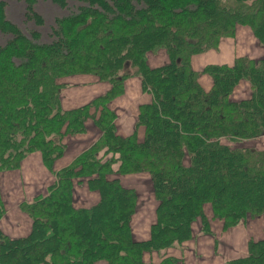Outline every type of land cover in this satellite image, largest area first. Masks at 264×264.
Wrapping results in <instances>:
<instances>
[{
    "label": "trees",
    "instance_id": "16d2710c",
    "mask_svg": "<svg viewBox=\"0 0 264 264\" xmlns=\"http://www.w3.org/2000/svg\"><path fill=\"white\" fill-rule=\"evenodd\" d=\"M38 1L23 0L25 17L42 25ZM49 1L64 9L69 0ZM71 1L82 6L55 19L48 43H38L37 31L24 35L0 1V32L9 36L0 46V173L39 152L54 175L45 195L21 206L32 220L30 232L0 234V264H178L172 256L156 263L144 256L190 240L195 221L211 233L215 220L225 230L264 216V149L242 144L264 137V58L191 67L193 55L216 50L236 26L248 27L264 46V0ZM161 50L168 62L150 68L147 56ZM79 74H92L110 89L63 110L58 80ZM200 74L212 78L209 91ZM132 76L151 100L139 106L134 132L121 137L108 104ZM240 81L249 83L250 95L231 100ZM88 119L99 137L54 170L63 137L83 134ZM138 173L148 174L157 201L143 240L130 228L137 194L119 178ZM81 183L98 193L90 207L74 206V185ZM4 212L0 197V218ZM226 264H264V239L249 240L246 256Z\"/></svg>",
    "mask_w": 264,
    "mask_h": 264
},
{
    "label": "crops",
    "instance_id": "0c3cea01",
    "mask_svg": "<svg viewBox=\"0 0 264 264\" xmlns=\"http://www.w3.org/2000/svg\"><path fill=\"white\" fill-rule=\"evenodd\" d=\"M241 34L246 35L250 33L245 27L237 26L235 36L230 39L229 38L222 39L216 50H208L206 52L193 55L191 57V67L196 71H201L205 66L211 64L231 66L234 60L238 57H249L251 59L252 58L258 59L257 57H259V59H263L264 46H261L258 43V40H256V38L254 37H251L250 35V37L248 38L251 43H252L251 40H253L254 43L251 48L253 50H257V52H259L260 55H257V53L251 52L250 50L244 49L242 46L239 45V41L237 42L238 39L241 40L240 39ZM216 54H218L219 60H217L216 62L211 61L212 56ZM167 62H168V56L166 52L163 50L158 51L155 54L150 53L147 56V64L150 68L160 67L166 64ZM66 79H70L69 81L70 85L67 86V88H64L62 90V93L60 94L61 108L63 110H71L81 107L85 104H88L93 99L105 94L110 89V84L108 82H104L92 74H79V75L68 76L59 79L58 83L61 84V86H63L67 82L63 80ZM198 81L201 87L205 91H209L213 84L212 78L207 74H200ZM249 95H250L249 84L246 81H240L238 85L234 88L233 93L230 96V99L234 101H238L247 98ZM150 100H151L150 95L142 91L140 78L138 76L129 77L124 81L122 93L119 96L112 99L108 104L110 110H112L116 116L114 125L116 128V132L119 136L126 137L134 132L137 121L138 108L141 104L148 103ZM140 135H142L143 137L142 128H139L138 138ZM98 136H99L98 129L96 130L93 127L90 128L86 127V131L83 134H78L74 137H66L67 148L65 152L62 154V157L54 162L53 169L57 170L65 165H68L76 156H78L81 152H83L85 149L90 147L94 143V141L98 138ZM45 170L46 169H44L42 165L41 156L38 155V153H34L25 158V160L21 163L20 169L18 171H14V170L11 171V176L12 177L15 176V173L19 171H22L23 173L27 172L25 174V176L28 177L27 181L32 182L34 180V177L37 178V176H35L36 173L41 174L43 171L45 172L46 179L42 181L41 186L43 185V183H45L47 186L53 181V178L50 177ZM140 175L143 176L144 174H130V175L120 176V182L122 186H124L123 184L124 182H126L128 186L126 188L134 189L137 194L136 210L130 220V228H131L132 236L135 240L147 239L149 237L150 225L155 221V210H152L154 208L148 210L146 206V199L144 197H141L137 189L134 187L135 183L139 181L138 177ZM124 177H134V178L127 179ZM144 182L150 184L149 187L150 198H152L151 194H153V190L151 188L150 178L145 179ZM8 184H10V188H12V186L15 184V181L8 180L4 182V179L0 180L2 193L4 192V190L5 193L10 192V194L6 196L3 195V198L11 202L15 200V197H11L12 190L8 191L7 189L4 188V187L7 188ZM81 186H84V188L90 192V190H88L85 183H83V185ZM77 192L78 191L76 190L74 191V206L78 208L90 207L91 205L88 206V204H86L85 196H82L81 204L76 206V204H78L80 201L78 199ZM35 194L36 193L32 194L31 196L22 198L20 202L21 203L31 202ZM75 195H76V199H75ZM154 206L156 209V205ZM206 211L209 212L207 209ZM209 215L210 213H208V216ZM31 224H32L31 219L24 212H22L20 208H16L15 210L11 208L10 211L6 212L4 217L0 220V234H3L10 238L24 237L30 232ZM230 230L225 231V235L227 237L228 235L230 237ZM192 235H193L192 238L184 242L182 245H175L174 247H170L166 250L161 251L160 253L154 252L156 254L155 256L153 255L154 253L146 254L144 256V259L146 261H154V263H156L159 262L164 257L172 256L179 259L181 258L182 261H184L185 263V259H186L185 256L188 251L190 253V249H189L190 246L192 247L191 252L192 255L194 256L192 264H225L227 261L231 259H235L238 258V256L240 257V255L241 256L244 255L243 253L244 248L242 247V245L240 243L238 244L237 241L233 246H231L229 244L230 240H228L227 243L228 256L223 257L217 255V253L219 252V250L217 251L218 245L214 246L213 239L211 237L210 238L207 237L208 234L204 233L200 228L197 227L196 229L194 223L192 224ZM210 240L213 242V247L211 248V250H209L206 247L205 249L206 257H203L204 254L203 249L206 245H208ZM254 240H261V239L255 238ZM198 249H199L198 254H194V252L197 251ZM207 249L211 252V253L209 252V256L207 255ZM232 250L234 251L240 250V254L231 255ZM184 251H186V254ZM201 251L203 252V254L200 255ZM159 254H161V256ZM200 258L202 260H200ZM96 264H106V263L100 261Z\"/></svg>",
    "mask_w": 264,
    "mask_h": 264
},
{
    "label": "rangeland",
    "instance_id": "374dc122",
    "mask_svg": "<svg viewBox=\"0 0 264 264\" xmlns=\"http://www.w3.org/2000/svg\"><path fill=\"white\" fill-rule=\"evenodd\" d=\"M0 1L5 4V15H6L7 20H9L11 23L16 25L20 29V31L24 35H26L28 38H31L30 31L31 32L37 31L40 34V39L38 40V43H48L52 40L51 29L54 26V21L56 18H60V17L66 16V15H69L70 13L75 12L79 6H82V4H80V3L73 2V1L69 0L67 3V7L62 9V8H59L58 6L54 5L49 0H40V1H38V3L35 6V12L41 16V18L43 19V24L37 25L34 21H28L26 19V17H25V4H24L23 0H0ZM242 27H245L249 31L250 34H246V35L241 34V36H240L241 40L238 39L237 42L239 41V45L242 46L244 49L250 50L251 52L257 53V55H260V53L257 52V50H253L251 48L254 44L253 40H251L252 41V43H251L249 38H248V37H250V35H251V37H254L252 32H250L251 30L246 26H242ZM236 28H237V26H236ZM235 33H236V29H235ZM8 39H9L8 35L2 34L0 32V46L5 45L8 41ZM222 39H226V38H222ZM240 41H241V43H240ZM247 58H249V57H247ZM257 58L259 59V57H257ZM252 59H254V58H252ZM258 59H254V60H258ZM217 60H219L218 54L212 56L211 61L216 62ZM227 66H229V65H227ZM199 77H200V75H199ZM198 80H199V78H198ZM63 81H67L68 83L66 82L65 85L61 86V89L59 92V99L61 97L60 94L62 93V90L64 88H67V86L70 85L69 84L70 79H66ZM60 106H61V102H60ZM86 122H87V123H85L86 127H89V128L93 127L96 130L98 129L90 119H88ZM98 132L100 135L99 130H98ZM74 136H76V135H68V136L63 137L62 143L65 146L63 153L65 152V150L67 148L66 137H74ZM64 139H65V142H64ZM138 139L141 140L142 135H140ZM242 144H243V146H246V147H255L257 149H264V137H260L257 139H251L249 141H243ZM87 149H85V150H87ZM34 153H38V155H40L39 152H31L30 154L25 156V158L34 154ZM61 157H62V155L58 159H60ZM25 158L20 162V165L17 169H13L14 171H18L20 169L21 163L25 160ZM41 161H42V159H41ZM43 167H44V165H43ZM116 168H117V165L114 166V169H116ZM44 169H46V168L44 167ZM13 170H9V171H5V172L0 173V180L4 179V182H6L8 180H10V181L14 180L15 181V184L12 186V188H10V184H8L7 188L4 187L8 191L12 190L11 197H15V200H13L11 202H9L3 198V195L6 196V195L10 194V192L5 193V190H4V192L2 193L1 186H0V197H1V199L3 198L2 202H3L4 208H5V212H4L3 216L0 218V220L4 217L6 212L10 211L11 208H13V210H15L16 208H20V210L22 212H24L21 208L22 204H24V203H21L20 200L22 198L31 196L34 193H36V194L34 195L33 198H35L36 196H39V195H45L47 193L48 187L54 181V175L52 173H50L47 169L45 171L48 173V175L50 177L53 178V181L50 184H48L47 186L45 183H43V185L41 186L42 181L44 179H46V175H45V172H43L44 171L43 169H42L43 171L41 174L36 173L35 176H37V178L34 177V180L32 182L27 181L28 177L25 176V174L27 172L23 173L22 171H19V172H16L15 176L12 177L11 171H13ZM138 174H144V175L143 176L140 175L138 177L139 181H137L135 183L134 187L137 189V191L139 192L141 197H144L146 199V206H147L148 210L152 209V208H154L152 210H155L154 205L157 206V201L153 197V194H151L152 198H150V188H149L150 184L144 182L145 179H149L150 177L147 176L148 174H146V173H138ZM39 175H40V177H39ZM128 175H130V174H128ZM119 178H120V176H119ZM124 178L131 179L134 177H124ZM81 185H83V183H81ZM81 185H77V184L74 185V191L75 190L78 191L77 192L78 193V199L80 200L79 203L76 204V206L81 204L82 196L86 197V204H88V206L95 204L99 200L98 193L95 191L89 192L84 188V186H81ZM123 185L125 187H128L126 182H124ZM151 188H152V186H151ZM75 199H76V195H75ZM147 211H145V212H147ZM31 222H32V220H31ZM193 223L195 224L196 229H197V227L201 229V224L199 221H195ZM235 227H237V228H235ZM232 229H233V231H232ZM210 230H211V233L210 234L207 233L208 234L207 237H209V238L211 237L213 239L214 246L218 245L217 251L219 250V252L217 253V255L223 256V257L228 256V254H227L228 253L227 243H228V240H230L229 244L231 246H233L238 241V244L240 243L242 245V247L244 248V250H243L244 255L243 256H246L249 240L256 241V240H254L255 238H260V239L264 238V216L247 218L245 221L240 222L237 225H235L234 227L232 226V227L227 228L225 230L222 229L221 221L215 220V221H212L210 223ZM227 230H230V237H229V235H228V237L225 235V231H227ZM243 243H244V245H243ZM206 247L209 250H211V248L213 247V242L210 240L208 245H206L204 247V249H203L204 254L201 251L200 255L203 254V257H206V254H205L206 253V250H205ZM189 249H190V253L188 251L186 254V251H184L186 254L185 263L180 258L181 261H179L178 264H192V261L194 259V256L192 255V252H191L192 247L190 246ZM208 249H207V255L209 256L210 251ZM198 251H199V249L197 251H195L194 254H198ZM234 254H240V250H237V251L232 250L231 255H234ZM153 255L155 256L156 254L154 253ZM159 255L161 256V254H159ZM229 256H230V254H229ZM243 256L240 255V257H243ZM200 260H202V259L200 258Z\"/></svg>",
    "mask_w": 264,
    "mask_h": 264
}]
</instances>
